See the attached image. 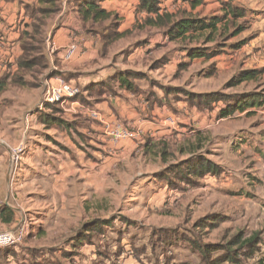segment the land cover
Returning <instances> with one entry per match:
<instances>
[{
  "label": "rangeland",
  "instance_id": "obj_1",
  "mask_svg": "<svg viewBox=\"0 0 264 264\" xmlns=\"http://www.w3.org/2000/svg\"><path fill=\"white\" fill-rule=\"evenodd\" d=\"M158 1V12L149 13L138 0H119L117 10H110L113 18L92 27L102 37L106 30L125 31L106 59L98 55L92 60L90 70L114 68L111 77L125 76L132 87L148 90L144 97L156 104L159 126L153 141L133 157L136 173L126 174L132 181L109 185L92 202L97 206L92 213L74 217V249L27 240L34 223L28 219L20 250L11 248L7 254L14 261L211 264L229 258L222 264H257L264 258V142L259 143L264 141V107L218 118L225 98L264 92V75L229 86L243 70H264L259 69L264 61V0H203L196 8L190 0ZM233 9L244 11V18L235 19ZM225 14L212 41L209 35L170 39L184 18L211 20ZM127 15L134 16L133 24L122 23ZM191 50L203 57L191 58ZM109 78L92 95L114 92L119 83ZM210 94L224 100L208 104ZM199 159L216 165V174L199 177ZM250 238H255L253 243L244 246ZM31 243L40 249L25 247ZM4 256L0 252V264H9Z\"/></svg>",
  "mask_w": 264,
  "mask_h": 264
},
{
  "label": "crops",
  "instance_id": "obj_2",
  "mask_svg": "<svg viewBox=\"0 0 264 264\" xmlns=\"http://www.w3.org/2000/svg\"><path fill=\"white\" fill-rule=\"evenodd\" d=\"M90 1L0 0V207L16 213L11 225L0 221V231L16 230L29 219L34 223L27 240L73 249L74 217L92 213L97 208L92 202L109 185L128 183L132 175L126 174L136 173L133 157L154 139L159 126L156 104L144 97L150 92L141 86L128 89L119 83L114 92L101 95L87 91L115 72L89 66L98 55L106 59L125 31L106 30L102 37L79 13ZM96 1L109 12L122 3ZM125 17L123 24L134 23L133 15ZM71 46L76 49L67 59ZM259 69H264L263 60ZM59 78L78 86L80 94L61 103L45 102ZM91 111L99 112V119ZM124 131L134 137L118 139L116 133ZM18 145L25 152L13 168L11 151ZM25 247L40 249L32 243ZM11 251L0 249L9 264H20L7 255Z\"/></svg>",
  "mask_w": 264,
  "mask_h": 264
},
{
  "label": "trees",
  "instance_id": "obj_3",
  "mask_svg": "<svg viewBox=\"0 0 264 264\" xmlns=\"http://www.w3.org/2000/svg\"><path fill=\"white\" fill-rule=\"evenodd\" d=\"M140 2L141 8L145 9L149 13L158 12L157 3L158 0H138ZM192 6L196 8L197 6L203 3V0H190ZM79 13L83 20L91 21L94 24H103L113 18V14L106 9H103L96 0H91L86 6H83L79 9ZM233 16L235 19L244 18V11L233 9ZM227 18L226 14L222 17H214L211 20H199L192 18H184L179 21L174 28L172 29L170 34V39L172 41L175 40H187L188 38L194 39L195 37H204L209 35L208 41H212V37L219 31V24L223 22ZM118 34L116 38H119ZM115 38V39H116ZM107 45V43H105ZM189 56L191 58H199L203 57V54H199L196 50L189 51ZM210 58V56H207ZM264 75V70H243L237 76H235L230 82V87H238L245 83H250L253 81H258ZM111 82L120 83L121 86H125L128 89H132V84L129 83L128 79L125 76L114 75L109 78ZM105 83H95L89 85L86 89L90 91V93H95V90L98 87L106 86ZM104 93V92H102ZM102 93H99L101 95ZM224 98L222 96H218L217 94H210L206 103H218L223 101ZM226 106L219 111L218 118L219 119H227L235 116L238 113H244L253 109H260L264 107V92H249L237 94L233 97L225 98ZM250 113V112H249ZM200 160L201 171L199 177L201 175H205L206 173L216 174L214 169L217 168L216 165L211 162H204V160ZM15 212L9 207L3 205L0 207V221L5 225H11L15 219ZM241 240V234L238 235L234 239V243H238ZM255 238L248 239L244 246L251 245ZM243 243V242H242ZM212 246H206V249L209 250ZM206 250L205 253H208ZM209 252H211L209 250ZM229 258L224 259H215L211 264H222L225 261H228ZM257 264H264V258H261L257 261Z\"/></svg>",
  "mask_w": 264,
  "mask_h": 264
},
{
  "label": "built area",
  "instance_id": "obj_4",
  "mask_svg": "<svg viewBox=\"0 0 264 264\" xmlns=\"http://www.w3.org/2000/svg\"><path fill=\"white\" fill-rule=\"evenodd\" d=\"M75 49V46H71V48H69V51L66 54L67 59L71 58ZM79 94L80 88L78 86H75L71 82L59 78L58 83L54 86H51L46 92L44 101L50 104H56L63 102L65 99L75 98ZM90 116L92 118L99 119L100 114L97 111H91ZM135 136L137 137L138 135ZM116 137L118 139H122L132 138L134 136L131 132L124 131L122 133L117 132ZM24 152L25 147L23 145H18L12 149L11 163L13 168H16L20 164ZM26 236V228L24 226H21L16 230L0 231V249H8L19 246L25 240Z\"/></svg>",
  "mask_w": 264,
  "mask_h": 264
}]
</instances>
